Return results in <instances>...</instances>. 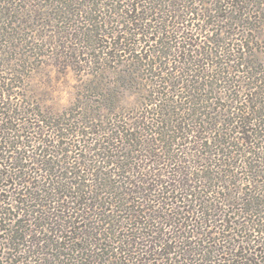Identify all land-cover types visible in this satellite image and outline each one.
<instances>
[{"label":"trees","instance_id":"16d2710c","mask_svg":"<svg viewBox=\"0 0 264 264\" xmlns=\"http://www.w3.org/2000/svg\"><path fill=\"white\" fill-rule=\"evenodd\" d=\"M224 1L0 0V230L7 231L0 247L8 250L0 264H204L220 249L198 252L192 237L202 233L177 226L167 238L153 226L202 228L225 215L217 204L237 206L243 220H252L249 226L236 221L240 234L218 229L222 253L230 258L224 261L264 264V241L255 240L264 228L246 218L264 210V194L254 192L264 185L253 181L264 176V88L255 84L245 43L235 48L229 36L215 33L207 37L217 51L197 49L205 27L232 18L218 13ZM244 1L232 0L236 23H245ZM101 37L109 44L101 45ZM23 45L36 53L19 52ZM46 48L72 60L68 64L99 63L101 73L109 70L107 62L127 57L113 81L121 91L100 81L90 86L105 110H115L116 97L125 92L134 96L126 108L134 115L113 117L109 126L90 123L100 119L90 114L94 109L65 118L42 109L28 93L12 101L30 54L47 56L41 53ZM213 57L211 73L202 65ZM217 82L229 94L228 104L216 109L208 100ZM73 135L80 136L77 143L61 141ZM241 174L254 191L232 190L243 183ZM194 254L202 258L190 259Z\"/></svg>","mask_w":264,"mask_h":264},{"label":"rangeland","instance_id":"374dc122","mask_svg":"<svg viewBox=\"0 0 264 264\" xmlns=\"http://www.w3.org/2000/svg\"><path fill=\"white\" fill-rule=\"evenodd\" d=\"M246 1V2H245ZM242 4L241 13L244 14L245 16V23H236V20L233 19V13L231 11L233 10V5L232 0H225L224 2L220 3L219 5L221 6V10L218 12L220 15H229L232 18L224 20L223 22H217L216 25L214 26H207L205 29H208V31H203L202 37L197 36V41L200 42V48H197L198 50H213L217 51L216 45H213L212 43L208 42V37L214 35L215 33H225L227 36H229L230 41L229 44L230 46L233 44H236L234 47L239 48L237 44L239 43H245V50L247 53L250 55L248 58L249 61H252L254 64L251 65L250 62L248 64L251 65L252 70L256 71L254 81L255 79L257 82H255L256 86L261 85L260 87L264 88V0H261L263 4L258 5L254 2V0H245ZM200 8V6H198ZM235 16V15H234ZM23 17L16 15L12 16V20H16ZM232 22V23H231ZM21 23H13L11 24V27L14 29H17V27L20 28ZM63 23H57V25L61 26ZM196 25H199V28H201V25L203 23L201 21H196ZM230 27H229V25ZM64 25V24H63ZM180 27V25H179ZM204 28V27H203ZM8 31H11V29H8ZM13 31V30H12ZM26 32V31H25ZM25 32H21V34L18 37L23 38L26 34ZM27 33V32H26ZM213 33V34H212ZM208 36V37H207ZM102 38V44H107V42L110 40L109 38L106 37H101ZM174 38V36H173ZM18 41V40H17ZM16 41V42H17ZM0 45L2 46L3 39L0 41ZM109 44V43H108ZM107 44V45H108ZM34 52L36 53L37 50H31L30 46L23 45L20 47L19 52ZM53 52V53H52ZM30 54L32 55V62L28 64L24 69H23V77L20 80V83H17L19 86L18 88H15L13 93L15 94L12 96L10 99L12 101H20L19 96L21 93H28L30 94V97L33 98V102L40 103L42 105V109H45L47 112H50L52 114H60L64 115L65 118L68 116H77L81 115L84 112V109L82 108H89L90 110H93V112H90L92 115H99L100 119L95 120L94 118H90V123H97V124H105L107 123L109 126L111 124L110 121H112L113 117L120 118L121 116H133L134 113L130 111H126V108L129 106H132L134 102H136V98L134 96H128L127 92L124 93V95L121 97H116L115 100V110L114 109H109L105 110L103 109V101L101 100L100 97H97L96 90L93 85L97 82H102L101 84L107 85L110 90L114 91H121V89H118L116 85L113 84V81L115 80L116 73L118 70L123 68L122 66V60L127 59V57H118L117 61L115 62H107L106 65L109 67V70H106L101 73L99 69H101V64L95 63V64H89L85 61H81L80 63H74V64H68V58L67 57H57L55 56L56 51L52 48H46L44 50H41V53L46 54L47 56H42V55H37V54ZM50 54V56H49ZM69 55V53H67ZM136 54H139L136 52ZM144 52H142V55ZM247 54V55H248ZM87 58V55L81 56L80 59H85ZM213 61H203V65L205 68H208L211 73H213V68H211V65L214 64V62L217 60V58L213 57ZM77 60V59H76ZM22 62V61H21ZM72 63V62H71ZM202 64V63H201ZM103 66V65H102ZM204 67H200L204 68ZM240 71L244 68H239ZM110 71V72H109ZM97 72V73H96ZM101 73V74H100ZM142 73L143 79L145 77H149L146 73L147 71L143 69ZM208 80V79H207ZM254 84V87H255ZM222 86V87H221ZM24 87V89L22 88ZM215 91L211 94V97L213 99L208 100V103L211 105L215 104V108L219 107H225L226 104H228L227 100L225 99V95L229 94V91L225 89L223 82H217V86H215ZM253 87V86H252ZM230 89V88H229ZM252 90V89H251ZM254 91V90H252ZM255 91H259V88H256ZM246 93L249 94L248 90H245ZM19 93V94H18ZM233 94V92H232ZM224 95V96H223ZM240 94L237 93V99L238 103L240 106H245L246 101L245 99L240 98ZM263 97V98H262ZM261 99L264 100V95L261 96ZM25 100V99H24ZM241 101V102H239ZM111 103V102H110ZM264 105V103H262ZM118 107H122L124 110H119ZM216 108V109H217ZM215 109V110H216ZM87 114L88 111H85ZM104 116V117H103ZM76 122V120H73ZM88 121V122H89ZM105 121V123L103 122ZM77 125V124H75ZM79 125H77L78 127ZM98 129V128H97ZM236 136L235 134H233ZM90 138V137H89ZM80 139V136L73 135L68 137V139L64 138L61 141L62 142H69V143H77V141ZM82 144V142H81ZM105 144V143H104ZM110 144H105V146H108ZM113 145H121L119 140H116L113 142ZM120 147V146H119ZM77 156V155H76ZM216 159L218 157H215ZM97 159V158H94ZM215 159V160H216ZM85 162L86 160L83 159ZM217 162V161H216ZM214 163V162H213ZM218 163V162H217ZM186 165V164H185ZM213 170L219 172L221 168H218L215 166L212 168ZM230 170L237 171L236 169L233 170V168H229ZM185 171V170H183ZM238 173L240 170L238 169ZM240 177L243 179V183H237L234 185H230L232 190L234 192L237 191L238 185L243 188V193L246 192L248 193L249 190L254 188H251V185H247L245 181V175L241 174ZM160 179H163L160 177ZM232 182L235 180V178L231 177ZM237 180V179H236ZM253 181H255L257 184L259 181L261 184L264 185V176L263 177H257L253 176ZM254 186H257L255 185ZM248 189L246 190V187ZM237 188V189H236ZM257 189L254 192H259V196L264 194V188L260 189V187H256ZM179 194V193H178ZM209 194V193H208ZM207 195V194H206ZM237 195V193L235 194ZM209 196V195H208ZM218 209H216L218 212L217 213H222L220 217H216L213 223L210 221L206 220V225H203L202 228H200L199 225H154L153 227H156L158 229H162L164 233H166L165 236L169 238L172 234L171 228L170 227H182V229H189L191 230L194 229V231H197L199 233H202L200 235H196L195 237H192V240L196 242L195 246L198 248V252L201 251V249L209 246H215L217 249H220L218 252H214L208 255V258L202 263L204 264H227L225 259H230L229 254L227 253H222L223 252V247L221 246L222 243L219 241V236L223 235V232L221 234H218L217 231H219L223 226L229 227V232L232 233L234 232V235L240 234L239 231V226L237 225L236 221L238 222H244L243 225H251L252 220H250L248 223L243 220L244 217L243 215L239 213V209L237 210V206H223L221 204H217ZM255 210V209H254ZM234 212V214H232ZM249 214L246 216V218H250L255 220L254 223H258L257 226L260 227L262 226L264 228V210L260 211V209H257L255 212H248ZM252 213L254 215H252ZM192 221L197 220L196 215H192ZM190 217V216H189ZM223 217L225 219H229L230 222L227 223V225H220L221 223H224ZM199 218V216H198ZM206 218V217H205ZM222 219V220H219ZM190 224V223H189ZM254 225V224H253ZM3 229H8L10 225H2ZM136 226V225H134ZM130 227V225H128ZM177 227V228H178ZM197 229V230H196ZM219 229V230H218ZM188 230V231H189ZM185 231V230H184ZM7 231L6 230H0V241H3L2 239L6 237ZM195 234V233H194ZM227 234V233H226ZM247 234L251 238L252 232L248 231ZM255 234V233H254ZM67 236V234L65 233ZM164 236V237H165ZM66 238V237H65ZM239 236H236V239H238ZM255 238V235H254ZM255 240H258L260 243L264 241V235L258 234L255 238ZM199 243V245H197ZM261 247L263 249L264 245L261 244ZM6 252L8 250L4 249L3 246L0 247V261H4V257L6 256ZM50 252V251H49ZM55 253L54 251H52ZM201 253V252H200ZM243 253V252H242ZM3 256V258H1ZM197 258H202L200 255L194 254L190 256V259H197ZM75 262L74 260H65L63 264H72ZM196 262V261H195ZM254 261H252L253 263ZM186 263V261L184 262ZM190 263H194V261H190Z\"/></svg>","mask_w":264,"mask_h":264}]
</instances>
